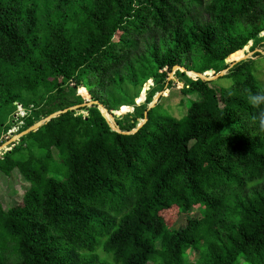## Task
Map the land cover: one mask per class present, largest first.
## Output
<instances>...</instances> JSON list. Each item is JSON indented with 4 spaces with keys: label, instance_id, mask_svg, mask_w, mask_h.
<instances>
[{
    "label": "trees",
    "instance_id": "1",
    "mask_svg": "<svg viewBox=\"0 0 264 264\" xmlns=\"http://www.w3.org/2000/svg\"><path fill=\"white\" fill-rule=\"evenodd\" d=\"M263 34L264 0H0V127L22 104L28 128L71 82L114 115L124 84L168 89L176 65L214 76ZM254 56L210 81L177 70L182 98L116 119L130 131L146 118L132 134L93 106L1 149L0 180L18 188L0 182V264H264V53ZM197 206L204 215L180 228L162 214Z\"/></svg>",
    "mask_w": 264,
    "mask_h": 264
},
{
    "label": "rangeland",
    "instance_id": "2",
    "mask_svg": "<svg viewBox=\"0 0 264 264\" xmlns=\"http://www.w3.org/2000/svg\"><path fill=\"white\" fill-rule=\"evenodd\" d=\"M261 45H264V42H262L259 46H257L255 49L251 50V52H249L251 54V57L256 58L254 56L255 53H260L259 51H264V47H262ZM249 46H252V42H251V44L247 45L244 48H248ZM263 68H264V66L262 67V69H259L257 74H256V78L259 81L261 86H263L262 83H264V70H263ZM177 70H179V69L178 68H173V72L170 74L169 79L174 81V84L171 87H169L168 89L167 88L163 89L161 87V85L158 84V83H156L155 87H153L154 86L153 79H148V81L143 86L138 85L137 87H132V86H130L128 84H124L122 87L125 90V92L128 94V98L127 99L124 98V97L122 98L121 94H118L116 96L117 97V101L115 102V105H114L115 107L113 109L114 110L115 120L116 119L129 120V118L132 115L138 116L142 112L145 115L146 111H144V108L145 107L148 108L150 106L151 102H153V101L155 102V99H156V102H157L159 100V98H161L162 96L169 95L168 99L170 101H172V102H177L178 98H182L180 89L182 87H185L187 85V82H186V80L184 78L176 75V71ZM179 71L184 72L182 70H179ZM184 73H186V72H184ZM186 75L191 77L188 74V72L186 73ZM191 78H193V77H191ZM196 78H197V76L195 78H193V79H196ZM218 83L219 84L222 83V84L226 85L227 81L224 80V79H221V80L218 81ZM143 88H144V90L142 91ZM41 91H42L41 88L40 89H36V90H30V91L24 89V94H25V97L27 99H30L33 95H39L41 93ZM83 91H85V93ZM148 91L150 92L149 95L152 96V99H151L152 101L150 100L151 102L147 101L145 103L144 101H145V99L147 97ZM152 92L154 94H152ZM88 94H89V92L86 90V88L84 86H78V87L75 88L74 87V83L71 82L70 84H67L64 93H62L60 95L57 94V93L54 94L55 95V99H56L54 104L40 106L39 110L42 113H47V115L45 114V116L42 119L46 120V118L49 115L53 114V113H56V112H58L60 110L66 109V108L75 107V106H80L76 110H72L75 115H78V116L79 115H83V116L89 115L90 112L88 110V107H84L83 106V104L87 102V101H85V99L87 98ZM197 97H198L197 94L190 95L188 97L184 96L183 100L188 105L189 99H195ZM138 98H141L140 102L137 101ZM103 100H104V102L108 103L107 102V100H108V95L107 94H104ZM97 101L102 103L101 100H97ZM162 101L164 102L165 99L163 98ZM170 110H171V113L174 114L177 117L180 116V114H181V107H173ZM82 111H86L87 113L83 114ZM104 111L107 112L106 110H104ZM50 112H52V113H50ZM42 119H40V120H42ZM107 119L109 120L110 124L113 123V119H112L111 116H107ZM145 119L146 118H144V119L140 118L139 119V123L143 124ZM35 123H33L32 125H34ZM7 124H8V122H7V118H6V120L3 121V125L0 127V148L3 145H5V144H8V145L12 146L11 148H13L14 143L16 141H18L17 140L18 136L23 134V132L26 129H28L29 127L32 126L31 125L28 128L19 131L21 129L19 127V122L17 124L13 125L12 127H10V129H8ZM14 126H16V127H14ZM4 153H6V152H4ZM4 153L0 154V157H2ZM37 154H38V152H37ZM25 156H26V154L19 155V158H23ZM2 177L4 178V176H2ZM2 180H0V182ZM4 182H7V185H10L13 189L18 188L16 186V184H15V183H17V182H15V180L11 181V183H8L9 181L7 179ZM2 187H3V185L0 183V196H1L2 200H3V199L8 198V197H7L6 192L4 191V189H1ZM162 214L164 215L165 220L167 221L168 225L171 228H180V227L185 225L186 216L202 217L204 215V211H203V208L201 206H197V207H194L189 212L188 215L187 214H181V212L179 213L178 211H175V210H168V211L162 212ZM194 257L195 256H193V259H194ZM149 264H152V263H149Z\"/></svg>",
    "mask_w": 264,
    "mask_h": 264
},
{
    "label": "water",
    "instance_id": "3",
    "mask_svg": "<svg viewBox=\"0 0 264 264\" xmlns=\"http://www.w3.org/2000/svg\"><path fill=\"white\" fill-rule=\"evenodd\" d=\"M246 46H247V45H245V47H246ZM259 52H260V53H264V51H259ZM233 54H234V53H232L231 56H232ZM249 58H250V57H249ZM237 62H239V61H233V62H230L229 67H228L227 69L222 70L221 72L215 74V75L212 76V77L206 76L205 74H203V73H199V72H196V71H189V70H187L185 67H182V66H179V65L174 66V68H178L179 70H182V71H184V72H186V73H187V72H193L194 74L197 75V78H200V79H202V80H204V81H210V80H214V79H217V78H219V77L225 75L226 72H227L231 67H233ZM143 90H144V88L142 89V91H143ZM142 91H141V92H142ZM140 100H141V98H138L137 101L140 102ZM155 103H156V99H155V102L153 101V102L150 103V106H149L148 108H152V107L155 105ZM83 106H84V107H88V108L93 107V106H96V107H98V109L100 110V112H101V109H102V108H104L106 111H108V113L111 115V117H112V119H113V123H112V124H110V123L108 122V120L104 117V114H103L102 112H101V114H102V116L104 117L106 123L109 125V127H110V129H111L112 131H116V132H118V133H122V134H132V133L136 132V131L142 126V124L139 123V124L136 126V128H134L133 130H130V131H122V130L120 129V127L118 126V124H117V122H116V120H115V117H114L113 113H111V112L105 107V105L102 104L101 102H99V101H97V100H91V101H87L86 103H84ZM79 107H80V106H75V107H71V108H66V109L60 110V111H58V112H56V113H53V114L49 115V116L46 118V120H45V119H42V120L37 121L34 125H32L31 127H29L28 129H26V130L23 132V134L19 135L17 140H19L22 136H24V135H26V134H28V133H30V132H32V131H36V130L39 129L42 125H44V124H46L48 121H50L52 118H55V117H57V116H59V115H61V114H63V113L70 112V111H72V110H76V109L79 108ZM145 115H147V111L145 112ZM145 120H146V119H145ZM145 120H144V122H145ZM15 141H16V140H15Z\"/></svg>",
    "mask_w": 264,
    "mask_h": 264
},
{
    "label": "built area",
    "instance_id": "4",
    "mask_svg": "<svg viewBox=\"0 0 264 264\" xmlns=\"http://www.w3.org/2000/svg\"><path fill=\"white\" fill-rule=\"evenodd\" d=\"M31 107L32 106H30L29 108H31ZM29 108L24 107L22 104L16 105V109H15L12 117L14 118L15 121L19 122V125L23 124L22 118L27 114ZM14 127H16V126H14Z\"/></svg>",
    "mask_w": 264,
    "mask_h": 264
},
{
    "label": "bare ground",
    "instance_id": "5",
    "mask_svg": "<svg viewBox=\"0 0 264 264\" xmlns=\"http://www.w3.org/2000/svg\"><path fill=\"white\" fill-rule=\"evenodd\" d=\"M249 57H251V54H250V53H248L247 55H245V56H243V57L238 58L236 61L245 60V59H247V58H249ZM189 73H191V74L197 76V75L194 74L193 72H189ZM211 77H212V76H211ZM101 110L104 111L105 109L102 108ZM104 112H105V111H104ZM105 114H106L107 116H111V115L108 113V111L105 112ZM108 121H109V120H108ZM6 146H8V144L3 145V146L0 148V150L3 149V148L6 147Z\"/></svg>",
    "mask_w": 264,
    "mask_h": 264
},
{
    "label": "clouds",
    "instance_id": "6",
    "mask_svg": "<svg viewBox=\"0 0 264 264\" xmlns=\"http://www.w3.org/2000/svg\"><path fill=\"white\" fill-rule=\"evenodd\" d=\"M252 99H253V102H255L257 99H260V98H252ZM260 127L262 130H264V119L261 120Z\"/></svg>",
    "mask_w": 264,
    "mask_h": 264
}]
</instances>
